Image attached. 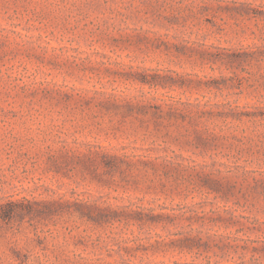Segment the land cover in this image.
<instances>
[{"label":"rangeland","instance_id":"1","mask_svg":"<svg viewBox=\"0 0 264 264\" xmlns=\"http://www.w3.org/2000/svg\"><path fill=\"white\" fill-rule=\"evenodd\" d=\"M0 264H264V0H0Z\"/></svg>","mask_w":264,"mask_h":264},{"label":"trees","instance_id":"2","mask_svg":"<svg viewBox=\"0 0 264 264\" xmlns=\"http://www.w3.org/2000/svg\"><path fill=\"white\" fill-rule=\"evenodd\" d=\"M237 58V57H236ZM136 80L140 83H143V84H149V85H160V86H165L164 85V81H157L156 79H147V78H144V77H137Z\"/></svg>","mask_w":264,"mask_h":264}]
</instances>
